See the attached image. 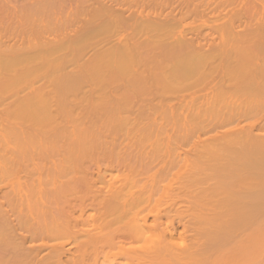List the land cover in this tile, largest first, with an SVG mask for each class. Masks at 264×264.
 <instances>
[{"label": "bare ground", "instance_id": "obj_1", "mask_svg": "<svg viewBox=\"0 0 264 264\" xmlns=\"http://www.w3.org/2000/svg\"><path fill=\"white\" fill-rule=\"evenodd\" d=\"M73 1L0 0V264H264V3Z\"/></svg>", "mask_w": 264, "mask_h": 264}, {"label": "rangeland", "instance_id": "obj_2", "mask_svg": "<svg viewBox=\"0 0 264 264\" xmlns=\"http://www.w3.org/2000/svg\"><path fill=\"white\" fill-rule=\"evenodd\" d=\"M29 1H30V0H29ZM31 1H34V0H31ZM262 1H263V0H260V1H258V0H254V1H253V0H248V2H249L250 4H252V5H257V6H259V7H260V5H262V3H264V1H263V2H262ZM76 2H77V0L73 1V3H75L73 6H71V5L73 4L72 2H69V3L67 2V5L65 4L66 6L64 5V7L68 8V10H67L66 8L64 9L63 7H60V6L57 7V9H54V10H53V13H51L49 16L47 15L48 18H47V16H41V17H40V18H41L40 21H42V18H43V20H45L46 22H49V21H50V22H53V23H54L55 21H54V20L52 21L51 19H56V21H57V20L60 21V20H62L63 18H65V20H66V18L69 17L68 14H71V16H70L68 19H73V18H74L73 16H74L75 13L73 14V12L71 13L70 11H74V10H75L74 12H76V8H77L78 5H79L78 2H77V3H76ZM71 3H72V4H71ZM233 3H234V2H232V4H233ZM236 3H237V4H236ZM253 3H255V4H253ZM13 4H14V5H12V4H10V5H11L12 7H13V6H14V7H17V5H19V4H16V5H15L14 2H13ZM76 4H78V5L76 6ZM232 4H230V5L232 6ZM234 4H235V5H233L234 7H233V6H232V7L229 6V8H230V9H235V8H236V9L238 10L239 2H235ZM236 5H237V6H236ZM235 6H236V7H235ZM58 8H60V9L63 10V11H61V12H57V13H56L55 11H57ZM72 8H73V9H72ZM229 8H228V10H230ZM70 9H71V10H70ZM150 9H151V8H150ZM150 9H147V10H150ZM154 9H155V11H156V8H155V7H154L152 10L154 11ZM69 10H70V11H69ZM226 10H227V9H226ZM226 10H225V12H223V14H225V13L228 11V10H227V11H226ZM58 11H60V10H58ZM153 11L150 10V11H148V12H153ZM221 11H224V9H221ZM221 11H220V12H221ZM62 12H63V15H64V13L67 14V15H66V16L64 15V16H65V17H64V16L62 15ZM68 12H69V13H68ZM54 13H56V15H53ZM60 13H61V14H60ZM51 15H53V16H51ZM57 15H58V16H57ZM189 15H190V14H189ZM44 17H45V19H44ZM50 17H51V18H50ZM54 17H55V18H54ZM59 17H63V18H59ZM185 17H186V16H185ZM46 18H47L48 21L46 20ZM186 18H187V19L190 18V19L187 20V21L185 20L186 22H185V21H183V22L181 21L184 25H183V26L181 25L180 30H186L188 27H189L188 29L190 30V28H194V26L197 25V26H200V27H201V26H203V27L205 26V28L202 29V30H207L206 28H208L207 31H209V30H210V29H209V26H210V27H213V28H214V29H212V30H215V31H216L215 26H213V25H215V24H216V25H217V24H218V25H219V24H222L221 22L224 23V22L227 21V19H228V18H227V19L223 18V19L219 20V22H217V23H216V21H213L212 19H211L212 21H210V22H209L208 20L205 19L206 21H208V23H207V22L204 21V19L202 20V18H199V20L196 21L197 18L195 19V17H193V16H191V15L189 16V18H188V15H187ZM193 18H194V19H193ZM191 19H192V20H191ZM200 19H201L202 21H200ZM207 19H208V18H207ZM63 21H64V19H63ZM193 21H195V22H193ZM184 22H185L186 24H185ZM190 22H192V24H190ZM211 22H212V23H211ZM201 23L206 24V25H203V24H201ZM213 23H214V24H213ZM210 24H211L212 26H211ZM184 26L187 27V28L185 29ZM192 26H193V27H192ZM203 27H202V28H203ZM182 28H184V29H182ZM188 29H187V30H188ZM200 29H201V28H200ZM215 31H214V33L217 32V31H216V32H215ZM209 32H212V31L210 30ZM217 33H218V32H217ZM217 33H216V35H217ZM176 102H177V101H174V102H172L171 104H170V102H169V103H166V104L164 103V104L166 105L165 107L168 108L169 105L172 106V104L174 105ZM167 104H169V105H167ZM249 123H250V121H248L247 123L245 122L244 124L248 125ZM244 124H243V125H244ZM241 126H242V125H241ZM244 126H245V125H244ZM169 127L173 128L172 126H168V128H167L168 131L171 130V128L169 129ZM174 131H175V130H172V131H171V135H170V136L174 135V133H175ZM169 133H170V131H169ZM175 134H176V133H175ZM214 135H215V134H213V137H216V136H214ZM209 136H212V134L209 135ZM209 136H208V135L205 136V137L202 136L203 139H204L203 141H208V142H210L211 140L209 141V139H206V138H208ZM172 137H175V135L172 136ZM205 139H206V140H205ZM210 139H212V137H211ZM212 140H213V139H212ZM214 140H216V138H215ZM148 144H149V146H150V143H148ZM148 144H147V146H148ZM189 145H190V147L187 146V147H189V149H188L187 147H183V148H182V149L185 148V150H183V153H184V154H185V153H188V152H191V149H190V148H192L194 145H193V143H191V144H189ZM191 145H192V146H191ZM186 148H187V149H186ZM192 149H193V148H192ZM188 150H189V151H188ZM184 151H185V152H184ZM180 152H182V150L179 151V154H180ZM183 153H182V154H183ZM176 154L179 155L178 152H177ZM182 154H181V156L183 157L184 154H183V155H182ZM188 154H189V153H188ZM190 154H191V153H190ZM177 155H176V156H177ZM188 156H189V155H188ZM182 157H181L180 160H183ZM184 157H185V156H184ZM184 157H183V158H184ZM182 162H183V161H182ZM182 162L180 163V168L182 169V171H184V168H183V167H184V164H182ZM181 166H183V167H181ZM180 168H179V170H181ZM114 174H116V173H114ZM114 174H113V175H112V174L107 175V176H108V177H107L108 181H111V182H112L113 180H116V178H117L119 175H117L116 178L113 179L112 177L114 176ZM118 174H119V173H118ZM111 175H112V177H111V179H109ZM120 175L122 176V172H120ZM114 182H115V181H114ZM116 182H117V181H116ZM162 205H163V208L161 207V209H164L165 205H164V204H162ZM90 212H91V211H89L90 216H91V215L93 216L95 213L98 215V213H97L96 211H95V212H91V213H90ZM92 213H93V214H92ZM87 216H88V215H87ZM95 216H96V215H95ZM165 220H166V219H165ZM165 220H164V221H165ZM151 222H152V223H151ZM174 222H177V223H174V225H175L174 227H176V230H177V228H178V230L175 231V232H176V235H175L176 243H177V244H180V243L182 244L183 241H188L189 239H188L187 237H189V235L187 234L186 231H184V230H186V229L184 228V226H182L181 224L178 225L179 222L176 221V220H175ZM165 223H166V221H165ZM153 224H154L153 217H150V219H149V225H152V226H153ZM166 225L168 226V223H167ZM182 232H184V233H182ZM185 232H186V233H185ZM21 234H22V233H20L19 235H21ZM179 234H180V235H179ZM178 235H179V236H178ZM187 235H188V236H187ZM185 236H187V237H185ZM179 237H180V238H179ZM175 239H174L173 241H175ZM183 239H184V240H183ZM178 240H180L181 242L178 241ZM237 240H239V238H238ZM178 242H179V243H178ZM33 245H34V244H33ZM39 245H40V244H38V245H36V246H39ZM30 246H31V244H30ZM36 246H33V247H36ZM28 247H29V245H28ZM31 247H32V246H31ZM31 247H29V248H31ZM107 251H108V250H107ZM107 251H106L107 255L109 254L110 256H112L113 253L116 254V253L118 252V250L113 251V253H112V251H110V250H109V253H108ZM110 252H111V253H110ZM100 258H101V259H100ZM100 258H99V260L102 261L101 263H103L104 260H102V259H104V257L100 256ZM121 261H122V260H120V262H121ZM240 263H243V262H240ZM240 263H238V264H240ZM243 264H245V263H243ZM246 264H249V263H246Z\"/></svg>", "mask_w": 264, "mask_h": 264}]
</instances>
